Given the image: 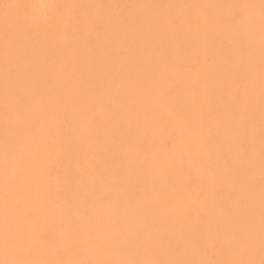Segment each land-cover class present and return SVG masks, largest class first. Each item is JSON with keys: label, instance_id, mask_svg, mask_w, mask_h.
<instances>
[{"label": "bare ground", "instance_id": "1", "mask_svg": "<svg viewBox=\"0 0 264 264\" xmlns=\"http://www.w3.org/2000/svg\"><path fill=\"white\" fill-rule=\"evenodd\" d=\"M0 264H264V0H0Z\"/></svg>", "mask_w": 264, "mask_h": 264}]
</instances>
